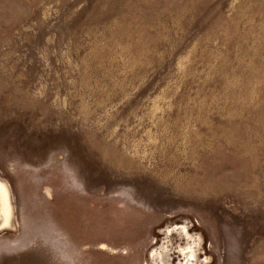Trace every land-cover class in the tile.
Wrapping results in <instances>:
<instances>
[{
  "label": "rangeland",
  "instance_id": "obj_1",
  "mask_svg": "<svg viewBox=\"0 0 264 264\" xmlns=\"http://www.w3.org/2000/svg\"><path fill=\"white\" fill-rule=\"evenodd\" d=\"M0 182V264H264V0H0Z\"/></svg>",
  "mask_w": 264,
  "mask_h": 264
},
{
  "label": "bare ground",
  "instance_id": "obj_2",
  "mask_svg": "<svg viewBox=\"0 0 264 264\" xmlns=\"http://www.w3.org/2000/svg\"><path fill=\"white\" fill-rule=\"evenodd\" d=\"M0 200H1V203L3 205V213L5 214V218H7V215H8V204L7 203V200H8V194H7V191L5 189V187L2 185V183L0 182ZM174 228V227H173ZM169 229V228H168ZM166 233V231H165ZM187 233V232H186ZM189 235V234H188ZM190 249V248H189ZM166 256V255H165ZM185 256V254H184ZM157 261V260H156Z\"/></svg>",
  "mask_w": 264,
  "mask_h": 264
}]
</instances>
